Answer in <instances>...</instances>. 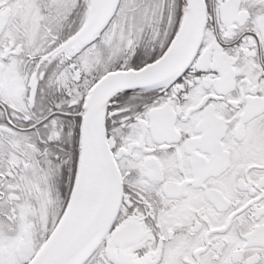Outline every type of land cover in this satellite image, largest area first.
<instances>
[{
    "label": "snow or ice",
    "instance_id": "snow-or-ice-1",
    "mask_svg": "<svg viewBox=\"0 0 264 264\" xmlns=\"http://www.w3.org/2000/svg\"><path fill=\"white\" fill-rule=\"evenodd\" d=\"M0 264H264V0H0Z\"/></svg>",
    "mask_w": 264,
    "mask_h": 264
}]
</instances>
